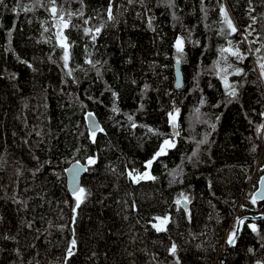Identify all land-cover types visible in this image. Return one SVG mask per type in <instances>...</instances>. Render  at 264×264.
Here are the masks:
<instances>
[{"label": "trees", "instance_id": "16d2710c", "mask_svg": "<svg viewBox=\"0 0 264 264\" xmlns=\"http://www.w3.org/2000/svg\"><path fill=\"white\" fill-rule=\"evenodd\" d=\"M261 65L264 0H2L0 264H264V218L228 245L264 213Z\"/></svg>", "mask_w": 264, "mask_h": 264}, {"label": "water", "instance_id": "95a60500", "mask_svg": "<svg viewBox=\"0 0 264 264\" xmlns=\"http://www.w3.org/2000/svg\"><path fill=\"white\" fill-rule=\"evenodd\" d=\"M66 22L62 21L59 18H55L52 20V28L55 36L56 43L59 46H62L64 49H68L66 40L64 38V29ZM174 76H175V86L177 88H180L182 86V76L180 72V63L176 62L174 66ZM169 127L171 134L173 136L178 135V128H177V121L175 118L170 117L169 118ZM85 125L87 132L89 135H95L101 131V125L97 119V117L92 114V113H87L85 116ZM87 170V164H82L78 161L72 162L68 165V167L65 169V187L69 195L75 196L80 192L81 189V178L85 171ZM253 199L256 202H263L264 201V171L260 175L257 183V189L253 193ZM181 205L187 208V204L185 201H181ZM264 218V213L256 216H250V215H245L237 219L236 222V227L234 231V236H233V242L228 241V245L232 246L234 243L235 239L237 238L239 234V229L241 227V222L243 220L247 221H257ZM167 225V221L163 220L162 222H157L154 224V227L157 232L162 233L165 231ZM158 228L162 230H157Z\"/></svg>", "mask_w": 264, "mask_h": 264}, {"label": "snow or ice", "instance_id": "6c2138e0", "mask_svg": "<svg viewBox=\"0 0 264 264\" xmlns=\"http://www.w3.org/2000/svg\"><path fill=\"white\" fill-rule=\"evenodd\" d=\"M0 3H2V0H0ZM53 13H55V8L52 9ZM221 13L222 15H224L225 17V22L227 23L228 27L231 29L232 32H236V28L232 25L231 21L227 19V14L224 12L223 8L221 9ZM113 17L111 16V6L109 7V19H112ZM85 23H87V21H85ZM65 27H67V24H65ZM90 30L89 29H85V33L87 34ZM97 32H99L100 30L99 29H96ZM93 40H95V36H93ZM181 41L178 39L177 40V51H181ZM222 52L224 51H229L228 49H221ZM232 55H236V56H239V52L236 51V52H232ZM64 60H65V64H67V60H68V52H67V49L65 47V55H64ZM179 62V61H178ZM262 68H264V65H261ZM232 95H235V93H231ZM171 115V114H170ZM164 146H172L170 144V142L168 140H165L164 141V145L161 146V149L159 152L156 153L157 156L159 155H162L163 152H164ZM155 158V157H154ZM90 163H94V161H90ZM152 161H148V165H151ZM148 178H151V177H148ZM80 192L82 193L83 192V189H80ZM79 202H80V197H77V206H79ZM255 202V201H253ZM242 223V221H239ZM158 231L159 230H162L160 228L157 229ZM253 230L255 231V228L253 227ZM235 234L233 233V236ZM233 236H230L229 237V242H233ZM75 240L72 241V245L74 246L75 245ZM172 251L174 252L175 251V246H173V249ZM68 255H72V252H71V249H69V252H68Z\"/></svg>", "mask_w": 264, "mask_h": 264}, {"label": "rangeland", "instance_id": "374dc122", "mask_svg": "<svg viewBox=\"0 0 264 264\" xmlns=\"http://www.w3.org/2000/svg\"><path fill=\"white\" fill-rule=\"evenodd\" d=\"M53 12V11H52ZM55 18V17H54ZM58 18H60V19H62L61 17H58ZM96 30L93 32V34H96ZM255 68V67H254ZM255 71L257 72V70H256V68H255ZM257 75H258V77L260 78V76H259V74H258V72H257ZM260 81H261V79H260ZM261 83H262V81H261ZM263 84V83H262ZM260 129L261 130H263L264 129V121H263V123L261 124V126H260ZM169 141V140H168ZM170 142V144L173 146L174 145V143H175V141L173 140H170L169 141ZM164 145V144H163ZM172 146H164V152H163V154L169 149V148H171ZM263 171H264V167H262L261 168ZM136 176H140V175H133V178L134 177H136ZM146 177V176H145ZM258 182V181H257ZM256 188H257V185H256ZM256 190V189H255ZM254 190V191H255ZM254 191H253V193H254ZM237 222V221H236ZM236 227V226H235ZM234 231H235V229H234ZM231 236H233V235H231ZM230 237V236H229ZM228 241H229V238H228Z\"/></svg>", "mask_w": 264, "mask_h": 264}, {"label": "bare ground", "instance_id": "6f19581e", "mask_svg": "<svg viewBox=\"0 0 264 264\" xmlns=\"http://www.w3.org/2000/svg\"><path fill=\"white\" fill-rule=\"evenodd\" d=\"M102 128V127H101ZM88 168V167H87ZM65 172V171H64ZM144 177H145V174H143V175H140V176H136V177H134L133 179L136 181V182H139V181H141L142 179H144ZM258 183V182H257ZM257 189V188H256ZM255 192V191H254ZM252 222V221H251ZM232 234V233H231Z\"/></svg>", "mask_w": 264, "mask_h": 264}, {"label": "built area", "instance_id": "2783aa9c", "mask_svg": "<svg viewBox=\"0 0 264 264\" xmlns=\"http://www.w3.org/2000/svg\"><path fill=\"white\" fill-rule=\"evenodd\" d=\"M260 131H261V132H263V131H264V129H263V130H261V129H260Z\"/></svg>", "mask_w": 264, "mask_h": 264}, {"label": "flooded vegetation", "instance_id": "af4514ba", "mask_svg": "<svg viewBox=\"0 0 264 264\" xmlns=\"http://www.w3.org/2000/svg\"><path fill=\"white\" fill-rule=\"evenodd\" d=\"M148 167H149V165H148ZM144 173H145V172H144ZM144 173H143V174H144ZM143 174H141V175H143Z\"/></svg>", "mask_w": 264, "mask_h": 264}]
</instances>
